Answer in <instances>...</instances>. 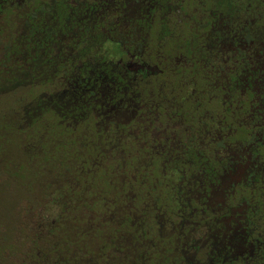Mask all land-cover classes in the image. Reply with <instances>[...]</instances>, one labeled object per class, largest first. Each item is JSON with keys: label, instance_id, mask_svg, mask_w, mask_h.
<instances>
[{"label": "flooded vegetation", "instance_id": "1", "mask_svg": "<svg viewBox=\"0 0 264 264\" xmlns=\"http://www.w3.org/2000/svg\"><path fill=\"white\" fill-rule=\"evenodd\" d=\"M0 1L90 133L91 264H264V0Z\"/></svg>", "mask_w": 264, "mask_h": 264}, {"label": "rangeland", "instance_id": "2", "mask_svg": "<svg viewBox=\"0 0 264 264\" xmlns=\"http://www.w3.org/2000/svg\"><path fill=\"white\" fill-rule=\"evenodd\" d=\"M20 13L0 18V264H91L90 133L78 137L84 123L70 114V97L40 99L44 85H23L26 78L43 83L56 71L11 60L12 40L22 33ZM6 74L13 78L6 81ZM52 160L78 163L81 177L58 179L43 169ZM81 185L85 195L74 196Z\"/></svg>", "mask_w": 264, "mask_h": 264}, {"label": "trees", "instance_id": "3", "mask_svg": "<svg viewBox=\"0 0 264 264\" xmlns=\"http://www.w3.org/2000/svg\"><path fill=\"white\" fill-rule=\"evenodd\" d=\"M11 6H5V4L3 3V2H1L0 1V18H3V17H5V15H6V13H10V8ZM12 8H15V7H12ZM3 16V17H2ZM31 20H32V31H38L39 30V28H40V25L42 24L41 22V24L37 21V20H33V16H31ZM35 18H37V16H36V14H35V17H34V19ZM64 25L65 26H68V25H70V22H65L64 23ZM85 26H87V24H85ZM47 31L48 32H51V33H53V32H55V29L53 28V27H49L48 29H47ZM50 35L51 34H47L46 36L47 37H50ZM53 35H55V37H56V33H54ZM47 37H42V39H40V41L41 40H50V41H53V40H55V37L54 38H52V39H50V38H47ZM35 39H39V37H36V38H34L33 39V46L32 47H30V48H32V50L31 51H33L35 48H34V44H35ZM35 47H42V46H40L39 44H38V46H36V44H35ZM3 48V47H2ZM2 48H1V52L3 51L2 50ZM25 48H26V44H25V38H24V35H23V31H22V33L20 34V36L17 38V40H15L14 41V44H12V47L10 48L11 49V51L9 52V55H11V60H14V61H17V62H19V63H21V64H23L24 63V65H25V63H27V57H26V55H25V52H26V50H25ZM2 59H5V57H2L1 58V60ZM66 58L64 57V60H65ZM34 65V64H33ZM32 65V66H33ZM25 67H26V65H25ZM27 68V67H26ZM27 75V74H26ZM27 76H25V78H26ZM13 78V76L12 75H7L6 74V76L4 77V79L6 80V81H9V80H11ZM19 85H22V81L20 80L19 81V83H18ZM24 85V84H23ZM12 89H13V87H12Z\"/></svg>", "mask_w": 264, "mask_h": 264}]
</instances>
